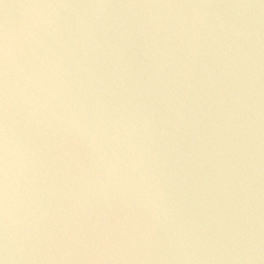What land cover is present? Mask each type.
<instances>
[{"label":"water","instance_id":"obj_1","mask_svg":"<svg viewBox=\"0 0 264 264\" xmlns=\"http://www.w3.org/2000/svg\"><path fill=\"white\" fill-rule=\"evenodd\" d=\"M2 264H264V0H0Z\"/></svg>","mask_w":264,"mask_h":264},{"label":"snow or ice","instance_id":"obj_2","mask_svg":"<svg viewBox=\"0 0 264 264\" xmlns=\"http://www.w3.org/2000/svg\"><path fill=\"white\" fill-rule=\"evenodd\" d=\"M0 264H2V261H0Z\"/></svg>","mask_w":264,"mask_h":264}]
</instances>
